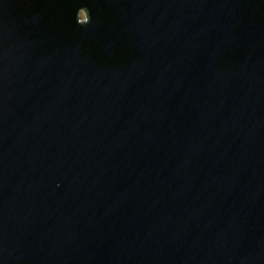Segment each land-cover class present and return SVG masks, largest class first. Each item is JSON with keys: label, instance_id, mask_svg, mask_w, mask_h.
Masks as SVG:
<instances>
[{"label": "water", "instance_id": "water-1", "mask_svg": "<svg viewBox=\"0 0 264 264\" xmlns=\"http://www.w3.org/2000/svg\"><path fill=\"white\" fill-rule=\"evenodd\" d=\"M0 0V264H264V0Z\"/></svg>", "mask_w": 264, "mask_h": 264}, {"label": "clouds", "instance_id": "clouds-1", "mask_svg": "<svg viewBox=\"0 0 264 264\" xmlns=\"http://www.w3.org/2000/svg\"><path fill=\"white\" fill-rule=\"evenodd\" d=\"M93 22V13L87 0H82L81 6L75 12V23L80 27H87Z\"/></svg>", "mask_w": 264, "mask_h": 264}]
</instances>
